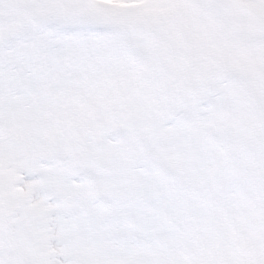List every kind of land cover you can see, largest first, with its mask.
I'll return each instance as SVG.
<instances>
[{
    "label": "snow or ice",
    "instance_id": "snow-or-ice-1",
    "mask_svg": "<svg viewBox=\"0 0 264 264\" xmlns=\"http://www.w3.org/2000/svg\"><path fill=\"white\" fill-rule=\"evenodd\" d=\"M0 264H264V0H0Z\"/></svg>",
    "mask_w": 264,
    "mask_h": 264
}]
</instances>
